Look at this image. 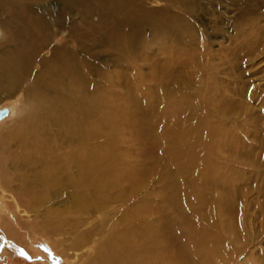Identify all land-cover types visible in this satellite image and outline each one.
<instances>
[{
    "label": "rangeland",
    "instance_id": "obj_1",
    "mask_svg": "<svg viewBox=\"0 0 264 264\" xmlns=\"http://www.w3.org/2000/svg\"><path fill=\"white\" fill-rule=\"evenodd\" d=\"M12 1L30 8L4 5L0 47L38 56L0 88V264H264V0H142L126 29L88 3ZM39 142L58 160L43 177L20 156ZM48 217L64 221L44 235Z\"/></svg>",
    "mask_w": 264,
    "mask_h": 264
},
{
    "label": "bare ground",
    "instance_id": "obj_2",
    "mask_svg": "<svg viewBox=\"0 0 264 264\" xmlns=\"http://www.w3.org/2000/svg\"><path fill=\"white\" fill-rule=\"evenodd\" d=\"M18 1V0H17ZM16 1V2H17ZM22 0H20V2H21ZM164 1H167V2H169V3H171V4H175V3H183V8L184 9H186L185 8V6H186V0H164ZM28 2V1H27ZM138 2H142V0H68V6H67V9L65 10V11H63V13L64 12H66V13H80V14H83L82 13V10H83V8H85L84 7V5H87V3L89 4V6H88V10H94V12L95 11H98V10H100V11H103L106 15H107V17L109 18V19H111V23H112V25H114V27H116V28H125V27H129V25L131 24L130 22H129V20H133L134 18H135V14L136 13H138V10H137V6H138ZM19 3V2H18ZM23 2H21V3H19L18 5H15L14 3H13V1L12 0H0V8L1 9H3V11H7L8 13L6 14V13H2L1 11H0V25L3 27V25H5V26H7V28L8 29H12V30H14V29H16L15 27H13V26H15V24H13V26H11V23L13 22V20H11L12 18L10 17V11L8 10V8L6 9L5 7H4V5L5 4H7L8 6H9V8H12V6H18L19 8H23L24 7V9L25 8H27V9H29L30 8V6L29 5H27V4H22ZM93 4V5H92ZM93 6V7H92ZM189 7V6H188ZM172 7H168V8H166V9H164L163 10V12H165L166 14H170L171 15V13H174L173 11H172V9H171ZM142 9V8H141ZM17 10V9H16ZM87 10V9H86ZM189 10V9H188ZM187 11V10H186ZM247 11V10H246ZM62 14V13H61ZM65 14V13H64ZM184 14H186V13H184ZM6 15H9V16H6ZM67 15V14H66ZM169 15V16H170ZM172 16H173V14H172ZM12 17H15V16H12ZM21 17V15L20 14H18L17 13V16L15 17V18H20ZM39 17V16H38ZM177 17V16H176ZM179 17V16H178ZM181 17V16H180ZM23 19H26L27 17L26 16H23L22 17ZM28 18L31 20V21H37V24L39 25V24H42V26H43V23H42V21L44 22V20H42L41 21V19H39V18H36V17H33V16H28ZM27 18V20H29ZM61 18V17H60ZM59 18V19H60ZM119 19H122V21H119ZM135 20H137V18L136 19H134V21ZM173 20V19H172ZM184 20V19H183ZM134 21H133V23H134ZM30 22V21H29ZM172 22V21H171ZM174 22V21H173ZM185 22H187V21H185ZM45 23H47L46 21H45ZM182 22L180 21V19H179V21L176 23V25H177V27H179V28H175V29H171L168 25H166L165 23H163V22H157V23H155V24H152V26H153V29L156 31V37H157V39H159V40H163V39H166V40H168L167 42H177L178 41V39H176V38H178L179 36L178 35H182L184 32H183V29L185 28V27H187L185 24H181ZM184 23V22H183ZM24 24H26V23H24ZM23 24V25H24ZM137 24V23H136ZM173 24V23H172ZM188 24H190V22L188 21ZM30 25V24H29ZM46 26V25H45ZM132 26H135L134 24H132ZM139 26V25H138ZM28 27V26H27ZM41 27V26H40ZM48 27V26H47ZM45 29H46V27H44ZM4 29H6V28H4ZM126 29V28H125ZM17 30V29H16ZM122 30V29H121ZM39 31H41V30H39ZM117 31V30H116ZM14 32H16V31H14ZM42 32V31H41ZM17 33V32H16ZM178 34L177 36L178 37H176L175 35L176 34ZM136 34V33H135ZM121 35V34H120ZM16 36V35H15ZM42 36H43V34H42ZM48 36V35H47ZM119 36V35H118ZM123 36V35H122ZM132 37V36H131ZM46 38V37H45ZM121 38V37H120ZM42 39H44V37L42 38ZM23 40V39H22ZM121 40H123V39H121ZM125 41V40H124ZM184 42V41H183ZM129 43H131V42H129ZM11 48V47H10ZM12 52H13V49L11 50ZM16 52V51H15ZM10 54V53H9ZM13 55H14V52L12 53ZM16 54H18V53H16ZM15 54V55H16ZM37 55L38 56V50H35V49H32L31 50V55L29 56V57H27V56H24L23 58L22 57H20V60H18V57L19 56H17L16 55V57H14V56H10V55H8V52H7V50H6V47L5 48H2V47H0V82H1V85H0V88H2V87H5V86H14V87H18L19 86V84H20V82L22 81V79H23V77L25 76V73H26V70H27V66L29 65V60H31L32 59V57L34 56V55ZM21 55V54H20ZM61 55V54H60ZM55 56V55H54ZM29 58V59H28ZM19 61V62H18ZM86 64V63H85ZM58 66H59V63H58V60H57V58H54L53 60H46V63H45V67H44V69H43V73H44V77L48 74V78H53L54 76H55V74L57 73V71H58ZM68 66V65H67ZM61 67V66H60ZM43 68V67H42ZM67 69V68H66ZM88 70V69H87ZM87 70H86V72H87ZM71 73H72V75L75 77V79H77L78 80V75H79V71H78V69L76 70V67L75 66H72V70H71ZM85 73V72H84ZM56 75H58V74H56ZM41 80H42V77L40 78ZM84 81V80H83ZM82 81V82H83ZM45 84V83H44ZM84 84V83H83ZM59 85V84H58ZM84 86V85H83ZM82 87V86H81ZM88 87V86H87ZM86 88V87H85ZM13 91V90H12ZM37 91V90H36ZM1 92V91H0ZM5 92V91H4ZM40 92V91H39ZM41 93V92H40ZM53 93V92H52ZM12 94V93H11ZM42 94V93H41ZM3 95H5V94H3ZM40 95V94H39ZM86 95H88L87 93H86ZM6 97V96H5ZM45 97V96H44ZM43 99V98H42ZM7 109H0V121L1 120H3L5 117H6V115H7ZM70 112H72V111H70ZM75 113V112H74ZM73 113V114H74ZM48 121V120H47ZM29 130H31V129H29ZM22 133V132H21ZM62 133V132H61ZM44 143V142H43ZM44 146V145H43ZM28 148V147H27ZM88 150V149H87ZM26 154H30L33 158H29V157H27L26 156ZM26 154H20V156H21V158H22V161H23V166L25 165V166H27V168L29 167L28 165L30 164V163H36V167L38 168V176L40 177V175L43 177L44 175H48L46 172L48 171V169L52 166L51 164L53 163V162H57L58 160L57 159H55V158H53L54 157V153L52 152V151H50V152H45V150L42 148V145H41V143L39 142V144H36L35 143V146H31L29 149H28V152H26ZM72 154V153H71ZM90 154V153H89ZM10 156H11V154H10ZM78 156V155H77ZM13 157V156H12ZM82 157V156H81ZM90 157V156H89ZM16 158V157H15ZM70 158V157H69ZM9 159V158H8ZM76 160V159H75ZM21 161V162H22ZM20 162V161H19ZM81 162H82V160H81ZM80 162V163H81ZM51 163V164H50ZM58 163V162H57ZM77 163V162H76ZM9 164V163H8ZM87 165V164H86ZM85 165V166H86ZM8 166V165H7ZM10 166V165H9ZM8 166V167H9ZM22 166V165H21ZM59 166V165H58ZM75 166V165H74ZM88 166V165H87ZM86 166V167H87ZM92 166V165H91ZM89 167V166H88ZM30 168V167H29ZM37 168L36 169H34V170H37ZM81 168V167H80ZM32 169V168H31ZM30 169V170H31ZM54 169V168H53ZM84 169V168H83ZM18 170V169H17ZM20 170V169H19ZM33 170V169H32ZM62 170V169H61ZM24 171H25V169H24ZM81 171V170H80ZM80 171H78L79 173H80ZM84 171V170H83ZM82 171V172H83ZM95 171H97L98 172V170H95ZM15 172V171H14ZM13 172V173H14ZM33 172H35V171H33ZM74 172V171H73ZM99 172H100V170H99ZM24 173V172H23ZM30 174V173H29ZM37 174V173H36ZM77 174V173H76ZM99 175V174H98ZM104 175V174H103ZM21 176V175H20ZM33 176V175H32ZM82 176V175H81ZM108 176V175H107ZM24 177V176H23ZM41 177V178H42ZM33 178V177H32ZM37 178V177H36ZM90 178V177H89ZM98 178V177H97ZM100 178V177H99ZM105 178V177H104ZM21 179V178H20ZM24 179V178H23ZM35 179V178H34ZM34 179H32V180H34ZM24 180H26V178L24 179ZM28 180H29V178H28ZM39 180V179H38ZM55 180V179H54ZM66 180H67V178H66ZM75 180V179H74ZM87 180V179H86ZM19 181V180H18ZM21 181V180H20ZM42 181V180H41ZM50 181V180H49ZM77 181V180H76ZM95 181V180H94ZM22 182V181H21ZM29 182V181H28ZM31 182V181H30ZM52 182H53V180H52ZM56 182V181H55ZM66 182V181H65ZM109 182V181H108ZM107 182V183H108ZM112 181H110V183H111ZM113 182H114V180H113ZM47 183V182H46ZM79 183V182H78ZM96 183V182H95ZM95 183H94V185H95ZM11 184V183H10ZM31 184H33V183H31ZM30 184V185H31ZM42 184V183H41ZM69 184V183H68ZM83 184V183H82ZM81 184V185H82ZM88 184V183H87ZM97 184V183H96ZM27 185V184H26ZM29 185V184H28ZM29 185V186H30ZM46 185V184H45ZM79 185V184H78ZM98 185V184H97ZM101 185V184H100ZM20 186V185H19ZM32 186V185H31ZM30 186V187H31ZM77 186V185H76ZM10 187V186H9ZM25 187V186H24ZM33 187V186H32ZM79 187V186H78ZM8 188V187H7ZM27 188V187H26ZM40 188V187H39ZM68 188V187H67ZM74 188V187H73ZM86 188V187H85ZM101 188V187H100ZM22 189V188H21ZM29 189V188H28ZM41 189V188H40ZM45 189V188H44ZM46 189H49L48 187H46ZM45 189V190H46ZM135 189V188H134ZM32 190V189H31ZM51 190H53V188L51 189ZM55 190V189H54ZM83 190V189H82ZM135 190H137V187H136V189ZM24 191V190H23ZM64 191H66V190H64ZM84 191V190H83ZM20 192V191H19ZM22 192V191H21ZM57 192V191H56ZM60 192V191H59ZM75 192V191H74ZM85 192V191H84ZM90 192V191H89ZM93 192V191H92ZM30 193V192H29ZM77 193V192H76ZM78 193H81V194H83L82 192H78ZM47 194H49V193H47ZM72 194V193H71ZM74 194V193H73ZM87 194V193H86ZM88 194H90V193H88ZM127 194H129V193H127ZM131 194V193H130ZM129 194V195H130ZM132 194H133V192H132ZM134 194H135V192H134ZM133 194V195H134ZM46 195V194H45ZM124 195V194H123ZM128 195V196H129ZM19 196H22V195H20L19 194ZM34 196H36V195H34ZM128 196H127V198H128ZM40 197V196H39ZM86 196H84V198H85ZM122 197V196H121ZM126 197V196H125ZM130 197V196H129ZM131 197H133V196H131ZM130 197V198H131ZM22 198V197H21ZM31 198V197H30ZM55 198V197H54ZM80 198V197H79ZM88 198H89V196H88ZM91 198V197H90ZM120 198V197H119ZM122 199V198H121ZM19 200H21V199H19ZM47 201V199H42V200H40V199H36V197H34L31 201H29V203H28V205H23L24 207H26V209L27 208H29V209H35V207H38L39 205H43L44 207H48V204L47 203H45L44 204V202H46ZM123 201V200H122ZM124 201H126V200H124ZM130 201H132V200H130ZM48 202V201H47ZM85 203V202H84ZM50 204V203H49ZM78 205V204H77ZM50 206V205H49ZM40 207V206H39ZM89 208V210H91L90 209V207H88ZM87 208H85V210H86ZM52 215H54V212H52ZM141 216V215H140ZM53 218V217H52ZM65 219V218H64ZM41 221V220H40ZM51 221H53L51 218H49L48 217V219H46V225H47V227H46V229H49V230H47V231H43V233H44V235H49L48 233H57V232H55V231H59L60 229V226L58 227V225L57 224H60V223H62V221H64L63 219H56L55 218V222L54 223H50ZM133 221V220H132ZM64 223V222H63ZM51 224H54V226H51ZM8 234H9V232H7ZM107 234V233H106ZM112 234V233H111ZM90 235V234H89ZM3 236V235H2ZM115 236V235H114ZM88 237V239H90L89 238V236H87ZM108 237V236H107ZM113 237V236H112ZM5 238V237H4ZM114 238V237H113ZM82 239H84V238H82ZM107 239V238H106ZM115 239V238H114ZM17 240V239H16ZM125 240H126V238H125ZM18 241V240H17ZM136 241V240H135ZM100 242V241H99ZM117 242V241H116ZM115 242V243H116ZM18 243V242H17ZM81 243L82 244H84V243H88L86 240H81ZM102 243V242H101ZM108 247V246H107ZM118 247V246H117ZM120 247V246H119ZM109 248H112V247H109ZM130 248V247H129ZM102 250V249H101ZM109 253H112L114 256H116V253L114 252V251H109ZM104 255V254H103ZM211 255H212V253H211ZM216 255V254H215ZM108 257H111L110 255H107ZM105 257V259H108V257ZM213 256V255H212ZM98 258H100V257H98ZM102 258V257H101ZM103 258H104V256H103ZM116 258V257H115ZM119 258V257H118ZM206 258V257H205ZM213 258H215V257H213ZM104 259V260H105ZM212 259V258H211ZM110 260V259H109ZM213 260H215V259H213ZM97 261V260H96ZM95 261V262H96ZM103 261V260H102ZM107 261V260H106ZM103 262H105V261H103ZM108 262V261H107ZM117 262V261H116ZM207 262H208V258H207ZM96 264V263H95ZM101 264H102V262H101ZM115 264V263H114ZM117 264H123V262L120 260V262H118Z\"/></svg>",
    "mask_w": 264,
    "mask_h": 264
}]
</instances>
